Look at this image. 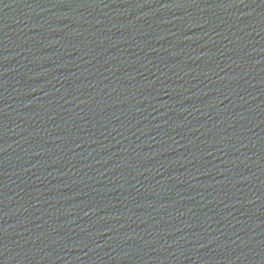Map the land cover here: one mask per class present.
Returning <instances> with one entry per match:
<instances>
[{
	"label": "water",
	"instance_id": "obj_1",
	"mask_svg": "<svg viewBox=\"0 0 264 264\" xmlns=\"http://www.w3.org/2000/svg\"><path fill=\"white\" fill-rule=\"evenodd\" d=\"M0 264H264V0H0Z\"/></svg>",
	"mask_w": 264,
	"mask_h": 264
}]
</instances>
